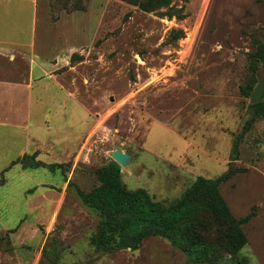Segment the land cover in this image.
<instances>
[{
	"label": "rangeland",
	"instance_id": "1",
	"mask_svg": "<svg viewBox=\"0 0 264 264\" xmlns=\"http://www.w3.org/2000/svg\"><path fill=\"white\" fill-rule=\"evenodd\" d=\"M24 1L21 26L30 33L31 0ZM61 18L50 30L64 53L57 72L89 116V162L75 170L55 215L51 199L41 213L28 214L18 200L19 208L13 200L0 205V228H18L0 234V264H188L161 237L135 251L91 246L100 218L77 192L98 185L95 171L116 149L132 158L121 167L127 188L157 200L181 196L198 177L237 170L220 192L235 218H249L239 258L264 264V115L246 129L254 105L246 92L264 84V0H163L149 10L132 0H88ZM38 171L43 182L61 185L60 170Z\"/></svg>",
	"mask_w": 264,
	"mask_h": 264
},
{
	"label": "crops",
	"instance_id": "2",
	"mask_svg": "<svg viewBox=\"0 0 264 264\" xmlns=\"http://www.w3.org/2000/svg\"><path fill=\"white\" fill-rule=\"evenodd\" d=\"M24 4V0H0L4 9L0 14V179L4 178L0 205L13 200L19 208L18 200L28 214L41 213L45 201L51 199L55 215L62 207L60 202L70 195L75 170L89 162L91 137L85 136L89 116L57 72L64 53H59L52 32L64 15L52 23L49 0H31L32 28L27 33L21 26L26 22L20 14ZM12 7L18 14L7 17L5 9ZM32 157L56 168H25L23 163ZM40 168L53 173L60 170L61 185L43 182ZM11 230L1 226L0 234Z\"/></svg>",
	"mask_w": 264,
	"mask_h": 264
},
{
	"label": "trees",
	"instance_id": "3",
	"mask_svg": "<svg viewBox=\"0 0 264 264\" xmlns=\"http://www.w3.org/2000/svg\"><path fill=\"white\" fill-rule=\"evenodd\" d=\"M49 1L53 22L60 20L63 11L85 10L88 5V0ZM162 1L132 0L142 10L156 8ZM251 89L246 92L247 96ZM251 107L253 116L246 129L256 117L264 115L263 102ZM232 152L238 156V139L233 143ZM232 160H235L234 157ZM23 166L56 168V165L35 161L34 157L24 162ZM237 172L230 168L214 180L198 177L181 196L172 200H157L146 189L129 190L122 181L121 167L115 161L103 164L95 171L98 185L90 192H77L82 204L100 218L96 231L90 237V244L100 251H135L144 240L161 237L183 253L188 264H247L239 258V253L247 244L242 224L249 218H235L219 188L221 182ZM3 183L2 177L0 185Z\"/></svg>",
	"mask_w": 264,
	"mask_h": 264
},
{
	"label": "water",
	"instance_id": "4",
	"mask_svg": "<svg viewBox=\"0 0 264 264\" xmlns=\"http://www.w3.org/2000/svg\"><path fill=\"white\" fill-rule=\"evenodd\" d=\"M263 95H264V84L263 81H260L249 96L250 103L251 104L260 103L263 99ZM112 159L120 167H125L131 162V156L128 153L124 152L122 149H116L112 153Z\"/></svg>",
	"mask_w": 264,
	"mask_h": 264
},
{
	"label": "built area",
	"instance_id": "5",
	"mask_svg": "<svg viewBox=\"0 0 264 264\" xmlns=\"http://www.w3.org/2000/svg\"><path fill=\"white\" fill-rule=\"evenodd\" d=\"M106 134H107L106 132H104V133L102 134V135H103V136H102V139H103V140H105V138H106ZM90 152H91V151L89 150V151H88V154H89Z\"/></svg>",
	"mask_w": 264,
	"mask_h": 264
}]
</instances>
